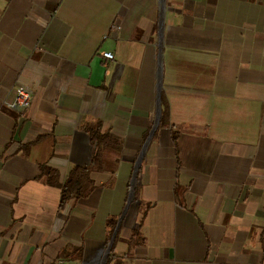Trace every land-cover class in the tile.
Instances as JSON below:
<instances>
[{"label":"crops","instance_id":"crops-1","mask_svg":"<svg viewBox=\"0 0 264 264\" xmlns=\"http://www.w3.org/2000/svg\"><path fill=\"white\" fill-rule=\"evenodd\" d=\"M96 126L121 147L59 211L40 169L90 166ZM108 224L125 228L108 264H264V0H0V264L90 263Z\"/></svg>","mask_w":264,"mask_h":264},{"label":"trees","instance_id":"trees-1","mask_svg":"<svg viewBox=\"0 0 264 264\" xmlns=\"http://www.w3.org/2000/svg\"><path fill=\"white\" fill-rule=\"evenodd\" d=\"M167 125V109L162 102V111L160 118V127H165ZM99 126V125H98ZM90 128L88 132L89 140L94 147L92 164L90 166H75L73 167L66 176L63 183H58V173L57 171L48 168L46 166L41 167V176L46 179V184L52 187H58L60 189V199H59V211H63L66 206L72 201H78L86 199L95 189V183L92 179V175L98 172L102 167V155L107 149H119L121 143L117 138H114L108 132H100L99 127ZM173 141H176V135L173 136ZM138 188L135 190V198L137 201ZM133 213V210H132ZM138 214H141V219L131 230V235L129 239V249L131 246H141L144 245L145 240L141 233L142 222L144 215L141 213V204L138 206ZM109 231L107 232L105 246L109 243L112 236L115 224H108ZM117 238V237H116ZM114 246L111 249L113 252ZM81 256V249L67 248L59 256L62 259H79ZM111 254L108 258L107 264L110 261Z\"/></svg>","mask_w":264,"mask_h":264},{"label":"water","instance_id":"water-1","mask_svg":"<svg viewBox=\"0 0 264 264\" xmlns=\"http://www.w3.org/2000/svg\"><path fill=\"white\" fill-rule=\"evenodd\" d=\"M161 1L163 2L164 0H161ZM163 17H164V9L162 7L161 10H160V18H159V23H158L160 40L162 39V33H163ZM160 70H161V49L159 50V76H158V84H157V86H158L157 120H156V123H155V126H154L152 132H150V136H149V139L147 141V144H148L152 134L154 133V131L157 128L158 123H159V117H160V88H161ZM145 148L141 152V154L139 155L138 160H137V162L135 164L134 172H133L132 179H131V182H130V189H129V194H128L126 206H125V209H124V212H123L122 215L125 214L127 208L129 207L130 202L132 200H134V198H135L136 176H137V172H138L139 167H140L141 162H142V158H143V155H144ZM119 222H120V220H119ZM117 229H118V225L116 226V228H115V230H114V232L112 234V237H111V239L109 241V244H108V246L105 249L104 256H103L101 264H106V262H107V258H108L109 254L111 252V249H112L115 237H116Z\"/></svg>","mask_w":264,"mask_h":264},{"label":"built area","instance_id":"built-area-1","mask_svg":"<svg viewBox=\"0 0 264 264\" xmlns=\"http://www.w3.org/2000/svg\"><path fill=\"white\" fill-rule=\"evenodd\" d=\"M116 29L114 26L111 27L110 30ZM105 60H113L112 53L106 52L102 54ZM33 93L32 91L25 86H17L16 87V98L12 104H8L7 106L14 110L17 113H23L28 110L32 104Z\"/></svg>","mask_w":264,"mask_h":264},{"label":"rangeland","instance_id":"rangeland-1","mask_svg":"<svg viewBox=\"0 0 264 264\" xmlns=\"http://www.w3.org/2000/svg\"><path fill=\"white\" fill-rule=\"evenodd\" d=\"M166 10H167V9L164 8V12H165ZM164 14H165V13H164ZM163 21H164V18H163ZM18 86H20V85H18ZM124 206H125V205H124ZM123 208H124V207H123ZM136 209H137L136 201H135V200H132V201L130 202V204H129V207H128L127 210H126V217H127L129 214H132V210H133V214H135ZM141 211H142V210H141ZM135 215H136V214H135ZM140 217H141V214L138 216V218L140 219ZM113 222H114V220H113ZM124 230H125V228H124V226H123V227H121V230H120V232H119V235L117 234V239H115V241H114V245L116 244V247H117V246H120V244H124V233H125ZM112 234H113V232H112ZM111 237H112V236H111ZM110 239H111V238H110ZM109 241H110V240H109ZM108 244H109V243H108ZM108 244H107V246H108ZM114 245H113V246H114ZM107 246L104 247V249L102 250V252H101V254H100L99 257H96L95 259H92V261H91L90 263H88V262H84L83 264H101L102 259H103V256H104V252H105V249H106ZM113 246H112V247H113ZM117 253H118V250H117V249H114L111 258H112V257H116Z\"/></svg>","mask_w":264,"mask_h":264}]
</instances>
